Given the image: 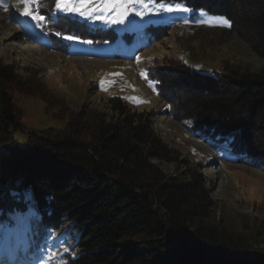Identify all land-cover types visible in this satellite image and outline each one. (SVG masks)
I'll return each mask as SVG.
<instances>
[{"label":"trees","instance_id":"16d2710c","mask_svg":"<svg viewBox=\"0 0 264 264\" xmlns=\"http://www.w3.org/2000/svg\"><path fill=\"white\" fill-rule=\"evenodd\" d=\"M180 2L194 13L227 17L231 27L222 33L235 34L264 58V0ZM55 5L56 0H37L33 11L45 17L44 41L57 51H72L75 42L63 38L67 35L91 41L85 43L91 44V55L119 38L131 44L135 38L134 32L119 33L58 12ZM169 27L160 24L148 33L158 40ZM191 70H183L195 77L190 81L177 78L172 67L148 72L169 114L190 120L192 131L217 142L216 149L227 146L238 160H258L264 166V70ZM33 85L22 81L10 64L0 63V146L8 151L0 154L5 188L0 240L12 230L10 254L38 264L50 229L60 231L70 223L77 235L69 251L61 253L63 264H264L261 233L216 221L212 186L199 165L184 159L158 133L154 109H138L114 95L109 97L110 114L82 109L63 128L35 130L25 123L15 93L58 104L45 99L42 86ZM16 132L28 135L25 145ZM164 162H179L184 169L169 173ZM25 192L36 201L35 210L23 198ZM9 259L1 257L0 264H12Z\"/></svg>","mask_w":264,"mask_h":264},{"label":"rangeland","instance_id":"374dc122","mask_svg":"<svg viewBox=\"0 0 264 264\" xmlns=\"http://www.w3.org/2000/svg\"><path fill=\"white\" fill-rule=\"evenodd\" d=\"M188 8L191 11L161 12L158 15L145 13L143 18L133 13L119 25L66 13L92 25L112 27L119 33L129 31L136 34L132 44L119 38L112 46L95 50L92 55L88 54L91 44L74 39L72 51L66 54L44 41L43 21H39V32L42 34L39 41L33 36L24 39L19 17L31 16H22L24 5L21 0H0V63L10 64L22 81H29L35 85L33 87L42 86L45 99H54L58 104L49 106L39 96H30L21 91L15 93L14 98L23 110L25 123L35 130L63 128L70 115L82 109L110 114L109 97L114 95L147 101L136 103L125 99L138 109H154L159 113L155 122L158 133L178 149L184 159L202 168L207 182L212 186L215 201L212 216L216 221L236 230L253 229L261 233L260 239L264 241V166L258 160H238V155L227 146L216 149L213 144L217 142L199 138L192 131L190 120H179L169 114L166 99L158 94L153 81L148 78L150 70L159 72L166 67H172L177 78L187 81L195 80V77L185 73V69L219 74L225 72L224 67L264 70V58L244 40L235 34L224 35L222 30L225 27L197 23L214 15L203 10L206 16L202 17L200 11L194 13L193 8ZM56 11L65 13L58 9ZM160 24H169L170 27L166 34L154 40L148 31L153 32ZM114 54L121 56L114 57ZM137 57L140 58L139 62ZM182 65L185 69L181 68ZM141 72L147 74V79L142 77ZM116 73L119 75H113ZM101 80L106 82L107 90H102ZM166 87L170 88V84ZM54 111H58L57 114L60 112L64 120ZM15 135L21 145L26 144V133L16 132ZM2 153L8 154V151L0 146ZM163 167L172 174L184 169L179 162H164ZM4 189V185L0 184V194ZM28 205L31 209L37 208L33 198ZM11 232L0 240V258L9 255L12 264H35L20 258V253L10 254ZM62 233L70 237L64 238ZM74 235L77 234L70 223L60 231L50 229L49 242L43 246L38 264H63L61 253L69 251V243H73ZM50 255L52 259H49Z\"/></svg>","mask_w":264,"mask_h":264},{"label":"snow or ice","instance_id":"6c2138e0","mask_svg":"<svg viewBox=\"0 0 264 264\" xmlns=\"http://www.w3.org/2000/svg\"><path fill=\"white\" fill-rule=\"evenodd\" d=\"M24 5L22 15L31 16L33 20L43 21L44 16H40L38 12L33 11V5L37 4V0H21ZM136 5H140L139 8ZM152 5H155L154 7ZM7 10L6 5H4ZM56 9L65 13H75L81 17L91 19L94 21H102L106 24L119 25L123 24L125 20L131 15L135 14L138 17L143 18L145 13H151L152 15H158L161 12H189L191 9L180 0L175 3L157 2V0H56ZM202 17L206 16L203 10H200ZM187 23V22H186ZM197 23L207 24L209 26L231 27V21L225 16L214 15L210 18H204ZM57 36L61 33L57 32ZM66 40L79 39V37L67 35L63 37ZM84 43H91V41H84ZM137 57V62H139ZM113 75H119L118 73ZM143 78L147 79V74L141 72ZM102 90H107L104 80L100 81ZM136 103H146L137 97H125ZM15 195V194H14ZM23 198L26 201L32 200V195L29 192L23 194ZM49 259H52L51 255Z\"/></svg>","mask_w":264,"mask_h":264},{"label":"bare ground","instance_id":"6f19581e","mask_svg":"<svg viewBox=\"0 0 264 264\" xmlns=\"http://www.w3.org/2000/svg\"><path fill=\"white\" fill-rule=\"evenodd\" d=\"M42 36L40 35V37L39 38H41Z\"/></svg>","mask_w":264,"mask_h":264}]
</instances>
